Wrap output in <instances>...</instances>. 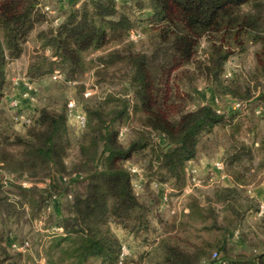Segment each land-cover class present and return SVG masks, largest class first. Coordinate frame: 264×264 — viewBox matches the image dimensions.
<instances>
[{"label": "rangeland", "instance_id": "374dc122", "mask_svg": "<svg viewBox=\"0 0 264 264\" xmlns=\"http://www.w3.org/2000/svg\"><path fill=\"white\" fill-rule=\"evenodd\" d=\"M121 2L130 7L128 9L126 5L124 11L128 9L134 28L132 31H139V37L134 35L133 39H130V30L124 37L120 36L116 40L110 37L109 32V39L105 44L83 54L74 78L66 79L60 67L55 65L57 61L52 56L53 50L45 46L59 25L61 13L64 11L62 9L60 13L57 12L56 0H40L37 4L40 19L35 20L31 30L19 39L15 53L3 44V59L0 65L3 93L0 98V140L2 147L6 149L3 157H7V160L4 165L0 162V212L8 211V214L16 213L22 216L17 221L13 219L16 215L12 214L11 228H6L4 233L17 234L19 238L31 236L38 231L36 229L39 227V219L42 221L46 218L53 223L54 216L46 217L47 213H43L40 218L39 211L31 216L32 210L23 209L22 204L27 203V196L39 201V204L41 197L49 195V192L67 190L69 185L71 189L76 190L80 186L75 181H72V184L69 182L79 179L83 175L82 171L87 169L79 156V144L86 132V118L82 127L77 126L74 117L68 116L67 103L73 100L75 110L80 113H85L86 108H100L106 114L120 108L123 100L129 104V100L133 98L136 104L132 81L134 68L130 60L143 54L146 56V77L149 84V88L143 89L153 96L155 92L166 98L164 95L167 93L169 100L158 99V96L156 100L170 108L169 112L173 118L177 119L179 116L177 109L193 110L198 106L210 104L218 112L225 113L227 122L224 124L225 129L217 126L211 133L202 134L196 158L186 163L183 185H175L174 182L145 185L144 175L140 177L142 169L143 174L147 169L149 160L161 152L158 148L155 151V145L158 142L164 144L162 136L148 131L145 114L140 108L136 107L131 115H124L116 124V128L122 131L119 139L123 144H127L139 134H146L150 140L144 151L134 154L125 162L129 170L137 166L142 168L140 173H132V184L146 203L147 227L134 236L115 224L112 226V231L119 235L121 244L129 250L123 264H161L165 251L163 245H175L193 255L191 258L194 264H203L202 258L214 257L211 254L214 251L218 252L217 256H222L223 252L229 255L259 253L264 249V209L262 213L259 212L260 206L264 204L262 42L240 34L238 44L234 45L230 35L221 38L222 34H208L199 39L190 59H179L175 52L176 33L173 28L165 31L161 25L158 28L142 30L146 27L145 18L151 17L149 6L146 5L148 0H116L117 4ZM250 6L243 5L242 12L249 13L248 17L257 26L263 27V33L252 32L251 35H263L264 0L260 7ZM182 26L181 23L176 25L179 29H182ZM218 45L223 49L229 48L230 53L223 59V53L216 49ZM100 63L103 65H99ZM55 73L59 76H53ZM25 82L33 85L28 94L33 95L34 100L28 101L24 95L27 91ZM152 84L153 89L150 90ZM6 95L10 97L9 100L17 99L19 106L12 108ZM43 106L58 111H64L66 108L65 129L58 138V143L64 146L62 168L50 164L37 165L23 157L25 149L14 142L13 136L25 134L29 127L14 122L13 114L34 116L35 109ZM108 117L109 115H106L105 118ZM230 134L234 147L239 148L241 152L242 161L237 163L236 169L240 172L239 180L245 184L236 185V191L230 194V197L227 195L229 200L221 201L216 194H226L221 189L232 186V182L225 165L218 169L216 163L222 162L226 146L230 147ZM19 162H23V169L15 170ZM246 167L253 172L246 173ZM143 184L146 191L142 188ZM18 186L34 190L24 196L18 192ZM47 188L49 192H46ZM156 194L160 198L166 195L168 205L159 203ZM64 199L65 197H62V202ZM150 199L156 201L152 202ZM190 203L202 210L201 214L206 217L205 220L186 216ZM37 204L34 203L33 209ZM68 204L69 202L64 208L66 211ZM171 207L179 213L177 219L174 218V213L170 212ZM28 214L34 218L29 220ZM221 244L224 245L223 251L219 248ZM6 253V256L9 255L7 264H29V259L25 257L21 258L25 263L21 262L16 250H7ZM202 254H205V257H201ZM93 261L91 259L86 264H99Z\"/></svg>", "mask_w": 264, "mask_h": 264}, {"label": "trees", "instance_id": "16d2710c", "mask_svg": "<svg viewBox=\"0 0 264 264\" xmlns=\"http://www.w3.org/2000/svg\"><path fill=\"white\" fill-rule=\"evenodd\" d=\"M39 2L40 0H0V65L3 59V44L5 43L7 48L15 53L18 50L19 39L31 30L35 20L40 19L37 9ZM126 5L125 2L117 4L116 0H74L64 9L59 25L52 32L53 36L51 35L45 46L53 50L52 56L57 61L55 65L60 67L63 73L60 72L66 79L75 77L83 54L105 44L109 39V32L110 37L118 40L117 38L124 37L128 31L134 29L128 14L130 7L127 5L128 9L124 11ZM146 5L149 6L151 17L145 18L146 27L142 30L158 28L161 25L165 31L173 28L176 33L175 52L179 59L185 60V57L186 60L190 59L201 37L217 33L218 36L222 34L221 38L230 35L234 45L238 44L240 34L261 41V59L264 58V34L251 35L252 32L263 33V27L257 26L248 17L250 14L241 10L243 5H251V8L260 7L262 0H148ZM177 23L183 25L182 29L176 27ZM216 49L223 53L221 59L230 53L229 48L223 49L221 45ZM145 57L139 54L133 57L134 60H130L134 68L132 81L136 104L133 98L129 100V104L123 100L120 108L111 110L107 114L100 108H86V114L84 113L86 132L79 144V156L87 169L82 171L83 175L79 179L69 182V184H72V181L77 182V185L80 184L79 188L74 190L69 185V189L54 190L55 193L49 192L47 188L48 191H45L49 192V195L41 197L39 204H37L39 201H35L30 196L26 197L27 203L22 204L23 209L32 210L31 216L37 214L36 211H39L40 218L45 213H47L45 216H54L52 222L61 229L58 232H51L54 235L47 248V264H86L91 259L95 261L94 263L114 264L120 253L121 241L112 231V226L115 224L134 236L147 227L146 203L134 190L132 184L134 175L125 166V162L134 154L144 151L150 140L146 134H139L127 144L120 142V129L116 128V124L124 115H131L136 107L140 108L145 114L148 131L157 133L164 140V144L158 142L155 145V151L158 148L161 152L149 160L144 174L142 169L141 175L146 179L145 185L161 182L183 185L186 163L196 158L197 146L202 134L211 133L217 126L225 129L224 124L227 122L225 113L218 112L210 104L198 106L193 110L177 109L179 116L177 119L173 118L169 112L170 108L156 100L157 96L158 99L169 100L167 93L164 95L165 98L155 92L154 96L148 95L149 93L147 94L143 89L149 88ZM218 62L222 63L220 60ZM152 89L153 84L150 90ZM2 95L0 66V98ZM5 97L9 104L10 97L7 95ZM33 115L28 116L30 121L25 123L15 120L13 114L14 122L29 127L25 134L13 136L15 144L25 149L23 157L37 165L50 164L62 168L61 161L65 157L64 154L62 156L64 146L58 143V138L65 129L66 108L64 111H58L43 106L36 108ZM106 115L109 117L105 118ZM232 134H230V147L226 146L222 155V163L231 178L232 186L221 189L226 194H216L221 201L229 200L227 198L236 191V185L245 184L238 178L240 172L236 169V165L242 161L241 152L239 148L234 147ZM227 139L229 140L228 136ZM0 147V162L4 165L7 157H3L6 149L2 147L1 140ZM15 168L22 170L23 162H19ZM245 171L253 172L248 167ZM60 180L63 181L62 178ZM145 185L143 184V189ZM18 188V192L24 196L34 190L30 187L18 186ZM156 195L160 203L161 198ZM54 196L58 199L53 198ZM62 197H65L63 202ZM67 202L69 204L66 211L64 208ZM34 203L37 204L35 209H33ZM49 205L52 207L48 211ZM188 207L187 217L206 219L197 206L190 203ZM12 214L16 215V213L8 214V211L0 212V264H7L9 261L7 258L9 255L6 256L4 231L6 228H11ZM178 215L179 213L174 212L175 219ZM28 216L29 220L34 218L29 214ZM13 217L17 221L22 218L19 214ZM163 246L165 251L161 264H194L191 258L193 255L178 246ZM223 247V244L219 246L220 251H223ZM211 254L214 257L202 258L203 264H264V249L249 255H229L223 252L222 256H217V251ZM201 257H205V254Z\"/></svg>", "mask_w": 264, "mask_h": 264}, {"label": "crops", "instance_id": "0c3cea01", "mask_svg": "<svg viewBox=\"0 0 264 264\" xmlns=\"http://www.w3.org/2000/svg\"><path fill=\"white\" fill-rule=\"evenodd\" d=\"M74 0H56L57 2V12H61L62 9H65L69 6ZM19 86L23 87V85L18 84ZM43 221V222H42ZM39 219V227L36 229V233L31 234V236H23L19 238L17 234H5L6 237V249L7 250H16L19 252L20 259L28 258L29 260L27 263L29 264H47L48 256H47V248L50 245V241L54 234L51 233L50 228L54 226V223H51L49 220ZM36 227V226H35ZM123 231V230H122ZM119 237V235H117ZM120 239V238H119ZM27 241V247H21L23 242ZM16 244V246H12ZM21 259V262L25 263ZM4 264V263H3Z\"/></svg>", "mask_w": 264, "mask_h": 264}, {"label": "built area", "instance_id": "2783aa9c", "mask_svg": "<svg viewBox=\"0 0 264 264\" xmlns=\"http://www.w3.org/2000/svg\"><path fill=\"white\" fill-rule=\"evenodd\" d=\"M139 31H137V30H135V31H130L129 32V38L130 39H133L132 37L135 35V36H137V38L139 37ZM53 76H59V74H57V73H55ZM25 86H26V88H27V91L26 92H24V95L27 97V99H31V100H34V96L32 95V96H30L29 94H28V91H30V90H32L31 88L33 87V85L32 84H28L27 82H25ZM86 95H88V94H86ZM9 105L12 107V108H16V107H18L19 106V103L17 102V99H13V100H10L9 101ZM237 105H240L239 103H237ZM67 109H68V116L70 117H74V119H75V121H76V124H77V126H79V127H82L83 126V124H84V122H85V114L84 113H80V112H78V111H76L75 110V102L73 101V100H70L68 103H67ZM14 119L15 120H20V121H22V122H25V123H29V121H30V119L28 118V116L27 115H25V114H23V116L20 114L19 115V113H15L14 114ZM122 134V131H120V135ZM216 167L218 168V169H222L223 168V163L222 162H218V163H216ZM141 167H139V166H137L136 168H134V169H130L133 173H140V171H141ZM140 177H142V175H140ZM142 178H140V180H141ZM156 185V184H155ZM163 197V196H162ZM161 197V202L163 203V204H165V205H168V198L166 197V195L162 198ZM53 198H57L58 199V197H53ZM51 207H52V205H49L48 206V208H47V210L49 211L50 209H51ZM263 209H264V204L263 205H261L260 206V208H259V212L260 213H262V211H263ZM170 212L171 213H174L175 212V210H174V208L173 207H171V209H170ZM61 229L59 228V227H57V226H52L51 228H50V231L51 232H58V231H60ZM12 246H16V244H13ZM28 246V242L27 241H25V242H23V244H22V246L21 247H27ZM128 253H129V250L126 248V246L125 245H123V244H121V247H120V253H119V255H118V259H117V261L114 263V264H123L124 263V260H125V258H126V256L128 255Z\"/></svg>", "mask_w": 264, "mask_h": 264}]
</instances>
